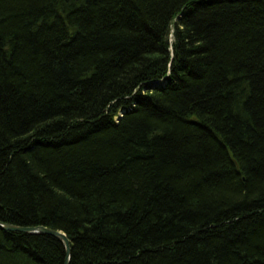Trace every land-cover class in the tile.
I'll return each mask as SVG.
<instances>
[{"label":"trees","instance_id":"trees-1","mask_svg":"<svg viewBox=\"0 0 264 264\" xmlns=\"http://www.w3.org/2000/svg\"><path fill=\"white\" fill-rule=\"evenodd\" d=\"M200 1L0 0V222L70 264H264V0ZM65 261L0 229V264Z\"/></svg>","mask_w":264,"mask_h":264},{"label":"water","instance_id":"water-1","mask_svg":"<svg viewBox=\"0 0 264 264\" xmlns=\"http://www.w3.org/2000/svg\"><path fill=\"white\" fill-rule=\"evenodd\" d=\"M0 229L9 232H18L31 235H48L61 240L66 249V261L65 264H70L72 258L71 242L67 235L60 231H54L45 227H17L13 225H6L0 222Z\"/></svg>","mask_w":264,"mask_h":264},{"label":"bare ground","instance_id":"bare-ground-1","mask_svg":"<svg viewBox=\"0 0 264 264\" xmlns=\"http://www.w3.org/2000/svg\"><path fill=\"white\" fill-rule=\"evenodd\" d=\"M201 1H202V0H201ZM201 1H200V2H201ZM187 9H188V7H187V6H184L183 9H182V12H184V11L186 12ZM182 14H183V13H182ZM181 17H182V15H179V16L177 17V21L180 20ZM126 112H127L126 110H121V111L119 112V114H118V120L121 119V118H123V116L125 115Z\"/></svg>","mask_w":264,"mask_h":264}]
</instances>
